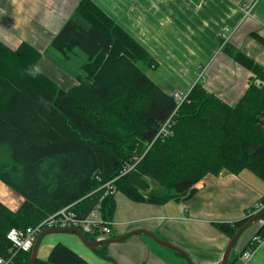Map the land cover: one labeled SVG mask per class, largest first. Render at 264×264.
I'll use <instances>...</instances> for the list:
<instances>
[{"label":"trees","instance_id":"16d2710c","mask_svg":"<svg viewBox=\"0 0 264 264\" xmlns=\"http://www.w3.org/2000/svg\"><path fill=\"white\" fill-rule=\"evenodd\" d=\"M50 47L60 58L26 41L0 40V181L22 197L16 210L0 201V256L12 264H27L31 250L16 252L10 230L34 228L67 207L84 217L98 205L111 222L116 195L164 205L190 198L196 183L223 170L264 180V68L246 53L223 43L250 74L239 100L228 104L201 82L181 102L164 91L147 76L158 67L153 58L89 0L77 4ZM43 56L65 71L61 61L80 59L70 73L76 84L62 89L40 71ZM258 209L216 226L231 240ZM107 246L95 252L108 259ZM35 264L89 263L57 243Z\"/></svg>","mask_w":264,"mask_h":264},{"label":"crops","instance_id":"0c3cea01","mask_svg":"<svg viewBox=\"0 0 264 264\" xmlns=\"http://www.w3.org/2000/svg\"><path fill=\"white\" fill-rule=\"evenodd\" d=\"M80 1L0 0V40L12 46L26 41L45 52ZM89 1L153 58L158 67L151 70L150 79L156 84L179 85L187 94L201 82L224 102L235 104L248 87L250 74L223 52L224 42L264 68V45L252 37L264 38V0H256L248 17H243L242 9L249 0ZM38 69L54 74V67L44 60ZM60 75L58 83L55 76L49 78L62 89L76 84L69 75ZM115 200L110 238L141 229L179 248L194 264H221L230 240L216 225L233 224L259 207L264 200V180L248 171L235 175L223 170L196 183L194 194L185 200L164 205L134 203L121 195ZM258 225L252 224L240 235L227 262L245 264L242 254L250 247ZM256 237L261 243L247 264H264V236ZM57 243L89 264H186L179 254L144 235L108 245L102 250L108 259L84 246L74 234L49 235L38 249V258L45 260Z\"/></svg>","mask_w":264,"mask_h":264},{"label":"built area","instance_id":"2783aa9c","mask_svg":"<svg viewBox=\"0 0 264 264\" xmlns=\"http://www.w3.org/2000/svg\"><path fill=\"white\" fill-rule=\"evenodd\" d=\"M256 0H249V3L243 7V17L250 16V11L253 8ZM175 97L180 102L185 99L180 93L175 94ZM160 133H166V126H163ZM109 185V184H108ZM107 185V187H108ZM99 206L91 211L88 215L82 217L77 215L71 210H61L58 213L47 217L43 222L34 228L27 229L25 231L12 229L8 233L7 237L12 242L13 248L17 251L28 252L32 249L37 235L44 229L52 228H77L83 234L91 236L94 241H100L109 238L112 235V229L110 222H106L101 218L99 212ZM264 224V220L260 222ZM261 243L259 237H254L251 240L250 247L244 251L243 259L247 264L255 250V246ZM0 264H12V258L1 257Z\"/></svg>","mask_w":264,"mask_h":264},{"label":"water","instance_id":"95a60500","mask_svg":"<svg viewBox=\"0 0 264 264\" xmlns=\"http://www.w3.org/2000/svg\"><path fill=\"white\" fill-rule=\"evenodd\" d=\"M261 205H262L261 209L254 214V216L248 221L247 224H245L244 226L239 228L236 231V233L234 234V236L232 237V239L229 241L227 248L225 250L224 256L222 258L221 264H227V258H228L229 252L233 248V246L235 245V243H236L237 239L240 237V235L243 232H245L252 224L256 223L258 220H260L264 216V200L261 203ZM65 233L74 234L75 236H77L79 238V240L82 242V244L84 246H86L87 248H89L93 251H95L100 246H107L110 244H119V243H122V242L128 240L132 236L144 235V236L151 238L157 244H159L163 247H166L169 250L179 254L184 259L186 264H194L185 252H183L179 248L175 247L174 245H171L170 243L157 238L153 233L145 231V230H141V229L133 230V231H131V232L119 237V238H108V239H104V240H100V241L90 242L85 238L83 233L77 228H52V229L42 230L37 235V237L35 239V242L33 244L31 252H30L29 261L27 264H35L38 249H39L43 239L46 236L54 235V234H65Z\"/></svg>","mask_w":264,"mask_h":264},{"label":"rangeland","instance_id":"374dc122","mask_svg":"<svg viewBox=\"0 0 264 264\" xmlns=\"http://www.w3.org/2000/svg\"><path fill=\"white\" fill-rule=\"evenodd\" d=\"M53 39V38H52ZM245 49L246 51L250 52V53H253L254 52L252 50H250L248 48V46H245ZM49 52V53H47ZM42 54H53L54 57L56 58H60V55L54 51H52V48L50 47V45L48 46L47 50L45 52H41ZM44 60L45 62H47V64H50L51 66L54 67V74H52L53 76H55V81L58 83L59 79H60V74H63L65 76L69 75L70 77H72L74 79V77L71 75L72 73H74L75 71H78V68H77V62H80V59L78 58H75L73 60H68V61H61V64L60 65H63V66H66L68 68V70H64L62 67H60L57 63V65L55 63H53L52 61H50L49 59L46 58V56H43L41 58V61ZM71 62V63H69ZM43 69V68H42ZM71 70V72H70ZM45 74H47L46 72H44ZM71 73V74H70ZM147 76L149 78L153 77V73L151 71H147ZM48 77H53V76H50L49 74H47ZM75 80V79H74ZM154 80V79H152ZM155 81V80H154ZM164 91H167L169 92V88L168 87H172L174 89H179L180 91H177V93H180V94H186V92H184V89L182 86H179V85H175V86H167V85H164V84H158ZM0 201L3 202L8 208L10 209H14L16 210L20 203L22 202V197L17 194L16 192L12 191L9 187H7L3 182L0 181ZM245 233V232H244ZM137 236V235H136Z\"/></svg>","mask_w":264,"mask_h":264},{"label":"bare ground","instance_id":"6f19581e","mask_svg":"<svg viewBox=\"0 0 264 264\" xmlns=\"http://www.w3.org/2000/svg\"><path fill=\"white\" fill-rule=\"evenodd\" d=\"M65 209L69 210V209H68V207H67V208H65ZM63 210H64V209H63Z\"/></svg>","mask_w":264,"mask_h":264},{"label":"clouds","instance_id":"9594fccd","mask_svg":"<svg viewBox=\"0 0 264 264\" xmlns=\"http://www.w3.org/2000/svg\"><path fill=\"white\" fill-rule=\"evenodd\" d=\"M37 71H38V69H37Z\"/></svg>","mask_w":264,"mask_h":264}]
</instances>
